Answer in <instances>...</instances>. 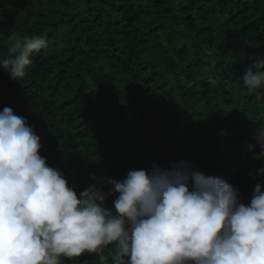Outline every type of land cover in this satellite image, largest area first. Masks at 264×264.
Returning a JSON list of instances; mask_svg holds the SVG:
<instances>
[{
  "label": "trees",
  "instance_id": "trees-1",
  "mask_svg": "<svg viewBox=\"0 0 264 264\" xmlns=\"http://www.w3.org/2000/svg\"><path fill=\"white\" fill-rule=\"evenodd\" d=\"M12 32L45 35L49 47L21 81L0 64V111L27 119L78 192L97 183L92 173L123 179L180 162L225 179L244 203L264 184V160L252 159L264 92L242 82L264 57V0H0V59Z\"/></svg>",
  "mask_w": 264,
  "mask_h": 264
},
{
  "label": "clouds",
  "instance_id": "clouds-1",
  "mask_svg": "<svg viewBox=\"0 0 264 264\" xmlns=\"http://www.w3.org/2000/svg\"><path fill=\"white\" fill-rule=\"evenodd\" d=\"M0 64L21 81L45 35L9 36ZM208 80L216 83V77ZM249 95L264 92V57L246 68ZM254 160H264V127ZM41 137L25 117L0 111V264H64L95 254L99 264H264V184L250 203L219 176L187 162L97 177L82 191L40 154ZM264 177V168L259 169ZM253 179H256L253 176ZM119 195L109 207L104 188Z\"/></svg>",
  "mask_w": 264,
  "mask_h": 264
}]
</instances>
